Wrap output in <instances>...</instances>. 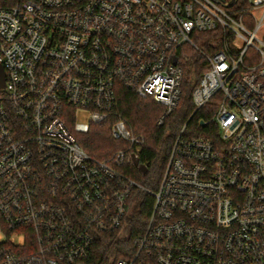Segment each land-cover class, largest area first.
Listing matches in <instances>:
<instances>
[{"label":"built area","instance_id":"built-area-1","mask_svg":"<svg viewBox=\"0 0 264 264\" xmlns=\"http://www.w3.org/2000/svg\"><path fill=\"white\" fill-rule=\"evenodd\" d=\"M0 66V264H91L136 193L152 213L116 264H264V0H0ZM188 71L194 111L153 191L125 171L147 140L120 86L163 126ZM81 112L128 149L91 157L67 124Z\"/></svg>","mask_w":264,"mask_h":264},{"label":"trees","instance_id":"trees-1","mask_svg":"<svg viewBox=\"0 0 264 264\" xmlns=\"http://www.w3.org/2000/svg\"><path fill=\"white\" fill-rule=\"evenodd\" d=\"M189 70V69H187ZM201 75H190L189 71L183 84L181 103L175 113L163 126L158 122L164 109L150 99H141L133 92L120 86L118 94V116L127 121L137 135L145 136L147 143L142 149L140 163L148 171L143 173L140 167L129 165L126 174L147 189L156 191L165 173L173 142L194 111L192 94ZM200 113L192 120L190 131L199 129ZM114 120L103 125H90L88 132L75 133V117L67 121L80 146L93 158L108 161L121 151L127 150L125 143L116 141L111 135ZM136 206L131 211L125 236H103L97 243L91 264H116L124 253L135 250V241L142 236L152 213L154 200L145 193H136Z\"/></svg>","mask_w":264,"mask_h":264},{"label":"rangeland","instance_id":"rangeland-1","mask_svg":"<svg viewBox=\"0 0 264 264\" xmlns=\"http://www.w3.org/2000/svg\"><path fill=\"white\" fill-rule=\"evenodd\" d=\"M90 126H89V121H88V114L85 112H81L75 120V126L74 130L75 133H86L88 132ZM0 239H3V236L0 234Z\"/></svg>","mask_w":264,"mask_h":264},{"label":"water","instance_id":"water-1","mask_svg":"<svg viewBox=\"0 0 264 264\" xmlns=\"http://www.w3.org/2000/svg\"><path fill=\"white\" fill-rule=\"evenodd\" d=\"M5 87V73L3 67L0 66V89ZM134 164L137 167H140L143 173H147L148 169L140 164V160L138 158H134Z\"/></svg>","mask_w":264,"mask_h":264}]
</instances>
